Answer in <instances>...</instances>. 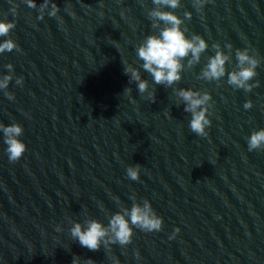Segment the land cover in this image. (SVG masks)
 Here are the masks:
<instances>
[{
    "label": "water",
    "instance_id": "obj_1",
    "mask_svg": "<svg viewBox=\"0 0 264 264\" xmlns=\"http://www.w3.org/2000/svg\"><path fill=\"white\" fill-rule=\"evenodd\" d=\"M35 2L0 0V20L16 25L0 42L19 46L0 53V77L13 65L0 90V123L20 124L26 144L10 162L0 131V264H72L74 256L81 264H264V150H248L251 133L264 128V0L165 8L184 20L188 37L208 44L199 63L183 61L171 86L156 84L136 52L158 31L148 17L152 0H50L43 19V0ZM52 3L56 17L48 14ZM217 43L226 54L232 45L231 58L221 80L207 81L201 72ZM245 48L261 61L250 92L227 83L236 50ZM127 64L155 102L129 80ZM179 89L210 93L207 136L190 129ZM137 164L139 179L131 180L127 168ZM133 195L163 218L160 231L133 226L130 244L97 251L72 238L73 222L107 226Z\"/></svg>",
    "mask_w": 264,
    "mask_h": 264
},
{
    "label": "clouds",
    "instance_id": "obj_2",
    "mask_svg": "<svg viewBox=\"0 0 264 264\" xmlns=\"http://www.w3.org/2000/svg\"><path fill=\"white\" fill-rule=\"evenodd\" d=\"M11 2V0H10ZM30 8H36L35 0H25ZM50 0H43L39 5V19L44 18V11L48 9ZM193 6L197 11H202L203 6L208 0H192ZM155 7L148 11V17L152 21V27L158 31L155 34L148 35L137 47L136 52L139 60L143 61L141 67L151 74L156 84L171 86L181 80V73L184 69L183 61L187 59L189 66L200 62L201 54L208 48V44L200 35L193 34L191 37L186 35L187 28L182 27L184 20L175 14L174 11L164 10L165 8L176 9L180 7L181 0H152ZM18 5L11 8L13 14L17 13ZM59 11L55 3L51 4V10L48 14L56 17ZM103 15V13H101ZM191 12H185L184 17L190 19ZM16 27L14 22L0 20V37H8L11 31ZM215 54L209 57L207 64L204 66L201 77L207 81H219L226 75V62L231 58L232 45L228 44L229 52L226 54L220 44H214ZM13 49L19 50V46L11 39H5L0 42V53L5 51L11 52ZM238 61L236 69L227 73V83L234 88L244 89L250 92L254 85L250 83L257 75L256 69L260 64V59L256 55L250 54V50L237 49L235 52ZM190 57V59H188ZM126 64V62H125ZM9 74L0 77V90H6L9 82L13 79V65H6ZM125 74L129 76L130 81L137 82L138 90L141 94L147 92V98L155 102L154 91L148 90V82L141 78L140 72L131 64L124 67ZM18 85L23 83V77L16 79ZM131 93V88L125 89ZM9 99H14L12 93H5ZM179 100L184 105V111L191 114L190 129L199 136H207L206 128L211 125L208 118L209 109L212 107L210 93H201L192 89H179L177 91ZM133 103L135 101L133 100ZM244 107L249 109L252 102L248 101ZM0 131L4 136V143L7 145L6 152L10 162L18 161L26 151V144L19 139L24 129L18 123L5 125L0 123ZM264 150V128L254 130L248 138V150ZM140 165L129 166L127 176L131 180H138ZM134 201L131 208L120 207V211L110 216L109 223L105 226L96 219H87L83 223L73 222L70 228L72 238L79 242L82 247L90 251H97L103 245L108 248L112 244L126 246L132 242L134 235L133 226L145 232L160 231L163 225V218L158 216L151 203L145 199L142 204ZM57 226L56 231H62ZM179 232V228L175 230ZM175 235V233L173 234ZM72 264H81L79 256H74ZM84 264H93L89 258ZM119 264V261H115Z\"/></svg>",
    "mask_w": 264,
    "mask_h": 264
}]
</instances>
